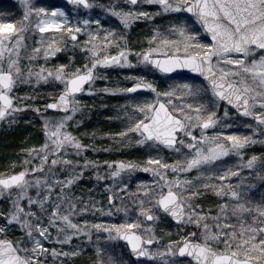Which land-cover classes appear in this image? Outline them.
<instances>
[{"label":"snow or ice","instance_id":"obj_1","mask_svg":"<svg viewBox=\"0 0 264 264\" xmlns=\"http://www.w3.org/2000/svg\"><path fill=\"white\" fill-rule=\"evenodd\" d=\"M128 2L133 6L128 10L118 11L115 8H109L112 15L118 17L125 27H129L135 19L151 18L149 12L136 7L143 2L160 5L165 13L185 11L191 13L204 31L211 36V41L204 43L199 39L201 36L199 30L194 28L189 31L187 23H181L174 25L173 28L182 39L164 38L160 43L165 47H148L136 53L138 60L142 59V62L152 65L163 74L173 73L178 69H188L191 73H198L204 77L208 84L203 87L191 83H183L179 87L187 89L189 96H197L210 88L212 96L216 99L210 100L209 105L203 102L195 105L192 102H185L183 106L176 104L169 108V105H173V100L162 101L160 98L175 96V88L170 87L166 91H159L154 83L143 76L129 77L133 81L131 86L102 89L104 92L113 93L116 91L137 93L138 90L145 89L155 94L152 101L141 100L137 96L125 97L134 109L131 117L135 119L130 117V123L125 130L117 135L125 137L128 133L134 132L142 138L137 143L153 141L177 153H180L182 148H186L187 151L183 161L177 160L173 164L155 158L148 160L149 165H158L159 168L144 167L143 171H151L154 176L159 177V190L148 189L144 191L143 196H138L137 210L146 220L157 221L161 217L152 209H162L178 224H194L202 228L203 240L193 242L185 239L182 244L172 241L165 250L152 252L148 247L156 240L152 227L148 226L146 229L149 233L147 238L131 231L142 227L138 219L120 224L92 223L91 228L109 233L110 240L127 241L131 253L137 258L148 257L155 261L159 256L163 264H181L179 261L170 262L165 258L176 255L174 244L180 256L187 254L197 264H264V205L256 206L255 211L258 216L251 218L253 223H245L244 213H251L253 209L242 202L245 199L243 193L235 190L231 183L226 186L221 185L216 194L230 196L234 201L230 211L231 215L240 222L239 231L236 230V225L229 222V204L225 202L220 205V215L212 217L214 221L212 228L219 231L210 232L207 214L203 212V207L197 203L196 198L201 195L200 187H212L216 190V186L205 180L193 183L190 179H182L179 176V173H190L195 169L199 176L207 175L209 180L214 177L221 181L227 180L229 176L238 175V171L226 167V161L219 165L215 162L221 161L223 157L230 154L242 157L245 146L256 142L249 135L237 133L216 131L212 135L207 134L206 130L215 129L220 124L219 101H226L227 105L236 107L243 116L253 117L257 126H264V91H258V89H264V0H211V2L210 0H128ZM68 3L82 6L84 9L93 7L89 0H68ZM21 4L25 9L23 21L0 20V120L6 117L14 120V113L29 107L25 103L22 108L14 101L34 100L35 97L16 96L14 89L18 84L32 83L33 77L37 85L42 80L49 82V78L52 82L63 85L61 94L53 102L44 105V111L57 110L63 115L41 116L45 142L38 149L34 147L28 150L32 158L24 160V165L27 167L11 175L0 176V197L6 193L7 198L11 200L10 210L6 213L0 212V216L5 217V225L0 226V234H5L0 236V264H48L49 254L57 259L75 257L78 253L75 249L63 251L55 247L48 248L44 241L61 245L70 244L73 237L81 234L91 240L88 221L85 220L84 225L81 226L74 222L72 217L90 210L105 212L103 206L98 207L91 198L89 203L80 207L83 197H69L65 193V188H70L80 180L87 168L99 169V165L94 161L86 159L81 164L80 161L67 158L70 151L75 150L76 155L79 156L89 147L68 130L70 122L81 111V101L77 94L85 92L92 94L95 91V81L103 78L98 72L99 68H108L113 65L133 67L134 65L129 59L132 50L127 46L121 47L116 55H101L106 46L115 43L114 30L101 33L74 25L69 18V13L55 4L51 7L37 6L32 0H21ZM5 6L9 9L15 7L8 4L7 0H0V9ZM3 14L0 12V15ZM33 21L41 33L52 29L57 32H67L73 42L78 41V34L85 33L87 39L84 41L82 51L88 58L87 62L71 69L70 64H59L54 70L41 66L39 72L30 69L25 77L20 65L19 48L23 39L20 34L29 29ZM93 22L100 23L98 19L95 21L85 19L83 24L87 26ZM17 24H19L18 27ZM158 36L159 33L151 40H157ZM109 37L112 39L110 40ZM43 40L44 37H41V42ZM97 40L101 43H93ZM54 43L55 41L49 44L47 46L49 50L43 52L45 61L61 51L60 48L53 47ZM73 47H76L75 43ZM258 50L261 54L257 58ZM33 51L40 53L41 49L34 48ZM234 53L238 55L233 56ZM32 58L29 57L30 60ZM222 65L235 67L226 68ZM228 77L233 79L229 80ZM237 77L239 79H236ZM86 85L88 87H85ZM31 107L35 112L41 113V108L35 105ZM177 112L180 115H176ZM228 115V110L225 108L224 116ZM232 126L231 123L223 124L226 128ZM244 126L252 127L247 121L244 122ZM195 128L200 129L198 135L194 131ZM256 159V156H253L244 164V167L252 169ZM104 164L108 166V175L112 178L121 177L126 170L132 171L139 167L124 161L106 160ZM210 164L221 170L210 171L205 167ZM59 165L72 167H65L63 170L65 175H58L61 172ZM169 170L175 178H168ZM108 175L101 176L99 171L96 172L97 180L108 179ZM260 178L264 180V176ZM127 187L125 183L121 191ZM33 189L34 194L30 192ZM115 199V193L108 196L110 206L107 210L108 215H111L112 208L116 207ZM64 205H67V209ZM122 210L127 215V208L116 207V211ZM210 212L211 210L209 214ZM221 216L224 218L223 223H221ZM14 226H18L23 233V239L19 242L6 238L7 231ZM53 228L56 229L55 240L51 232ZM189 235L196 236L197 233L193 231ZM218 244H222L223 249H218ZM97 254L102 256L104 249L98 247ZM61 264H67V262L62 260ZM101 264H104L103 260ZM108 264H130V262L122 258L113 259L112 255H109Z\"/></svg>","mask_w":264,"mask_h":264},{"label":"rangeland","instance_id":"obj_2","mask_svg":"<svg viewBox=\"0 0 264 264\" xmlns=\"http://www.w3.org/2000/svg\"><path fill=\"white\" fill-rule=\"evenodd\" d=\"M37 6L51 7L53 4L63 7L68 13L69 18L74 25H79L81 27H87L95 32H115V43L111 46H106L105 51L101 52V55L111 54L116 55L121 47L127 46L132 50V54L129 59L132 61L133 67H120L118 65H113L108 68H99L98 72L103 78L97 79L95 81L94 89L92 94L85 92L83 95L79 96L78 99L81 101V111L77 113L73 121L70 122L68 128L75 136H77L80 141L88 145L89 147L82 151L78 156L75 150L70 151L67 154V158L73 161H80L81 164L87 159L89 161H94L99 165V169L89 167L84 171L83 177L78 180L70 188H65V193L69 197L81 198L83 197L84 204L89 203L91 198L97 206H103L105 209L104 213L96 212L95 210H90L88 212H81L72 217L73 221L79 223L81 226L84 225V221H88V228L91 232V240L84 234L77 237H73L70 244H59L52 243L49 241H44L46 247H55L57 250L69 251L70 249L77 250V255L75 257H60L54 259L51 254L48 255V264H61V261H66L67 264H101V260L104 264H108L109 255H112L113 259L122 258L125 261H129V256L127 254L124 245L119 242L118 239H108L109 233L104 231H97L91 228L92 223H103L108 224H120L125 221H130L138 219L142 227L138 229H133L132 231L143 235L145 238L149 235L146 231L148 226L152 227L155 235V244L150 251L156 252L157 250L163 251L167 248L170 242L176 241L180 244L183 243L185 239L188 240V236L191 233L190 229H185L179 227V225H174L161 211L160 209L153 208L152 211L161 217L157 221H148L146 218L139 214L138 212V196H143L144 191L137 189L136 182L140 177H151L149 188L159 190V177L154 176L151 171H143L144 167L149 168H159L158 165H149L148 160L150 158L160 159L162 162H167L169 164L175 163L177 160L183 161L185 159L186 148H182L180 153L173 151L171 148H162L156 146L154 143H137L138 140L142 139L138 133H128L125 137H120L117 133L124 131L127 125L130 123L131 113L133 112V107L131 103L125 99L127 96H137L141 100L147 99L152 101L155 98V94L148 90L143 93H123L116 91L104 92L102 89H118L125 86H131L133 81L129 79L132 76H143L148 81L155 84L159 91H166L170 87L175 88L176 95L173 97H161L162 101L173 100V105H169L172 108L176 104L183 106L185 102H192L194 105L203 102L205 105H209L210 100H215L216 98L212 96L210 89L206 92H201L197 96H189L188 90L179 87L183 83H191L193 85L205 86L206 84L198 79L191 77H181V76H165L158 71L152 69L147 64L138 60L136 57L137 52L146 50L148 47H165L160 41L164 38L169 39H182L179 33L173 28L174 25H179L181 23H187L188 30L191 31L194 28L199 30L201 33L200 40L204 43H208L204 32L202 31L200 24L194 18L186 15L184 12H163L158 4H148L139 3L136 7L140 10L147 11L151 14V18L141 17L135 19L131 22L129 27H125L121 23L120 19L112 15L109 8H115L116 10H128L133 6L128 2V0H89L93 4L90 9H82L79 6H69L62 3L59 0H32ZM8 4L15 5L14 8L9 9L7 6L0 9L3 15H0V20L14 19L17 22L23 21V13L25 9L21 4V0H7ZM179 18V19H178ZM85 19L88 20H99L100 23H91L87 26L83 24ZM19 24H17V27ZM159 33L157 40L152 41L151 38ZM23 39L21 40L19 52H20V65L22 66L23 73L25 77L28 71L31 69L34 72H39L40 67H46L47 69L54 70L59 64H70V69L75 66H79L87 62V57L82 51L84 46V41L87 39L85 33L78 34V41L73 42L67 32H57L52 29L48 32L41 33L36 27L35 22L29 29H26L20 34ZM41 37H44L43 42H41ZM111 40L112 37H109ZM55 41L53 47L60 48L61 51L57 52L54 57H49L45 61L43 57V52L49 50L47 46ZM15 41H13L14 43ZM76 47H73V44ZM93 43L100 44L101 41H93ZM170 47V46H169ZM34 48H40V53L33 51ZM203 51V50H198ZM258 50L256 53L257 58L260 55ZM91 54L89 53V56ZM233 56L238 54H232ZM29 57H33L31 60ZM215 61V60H214ZM71 62V63H70ZM223 67H235L231 65H222ZM69 69V70H70ZM229 80L233 79L228 77ZM236 79H239L238 77ZM251 83V81H249ZM63 85L59 82H52L49 78V82H44L43 80L37 85L35 82V77L32 78V83H22L18 84L14 89V95L19 97L34 96V100L20 101L15 100L14 103L23 108L26 103L29 105L28 108L20 112L14 113L15 119L11 117H6L4 120H0V139H6L8 136H18L20 143L15 147V149L9 151L5 156L0 154V176L11 175L17 170H23L27 167L24 165V160L31 159L32 155L28 152L29 149L39 148L45 142V135L43 130V120L36 119L38 116L41 117L42 113H37L33 110L31 105H35L41 110H43L44 103L53 102L54 98H49V93L46 92L47 89H56L58 93L61 92ZM258 91H264V89H258ZM56 93V95L58 94ZM218 116L220 118V124L216 126L215 129H208L207 134L212 135L216 131H221L224 133H237L241 135H249L256 142L249 143L243 149L242 157H237L235 154H230L227 157H223L221 161L215 162V164H222L224 161L227 162L226 167L234 168L238 171V175L229 176L227 180L221 181L218 178L208 179V176H199L197 171L194 169L190 173H179L182 179H190L193 183H199L200 180H205L206 182L214 185L216 181H220L221 185H227L231 183L235 190L241 191L245 201L250 190L253 187H257L260 181H263L260 177L264 176V126H257L253 122L247 121L239 117L233 109L218 102ZM227 108L229 115L224 116V109ZM176 115H180L179 112ZM44 116V115H43ZM47 116H58L48 114ZM93 117V118H92ZM135 119V117H131ZM247 121L252 127H245L244 122ZM231 123L233 126L231 128L223 127V124ZM105 127V128H104ZM104 131V132H103ZM195 133L198 135L200 132L199 128L194 129ZM182 135V134H181ZM8 141H5L4 147L8 145ZM119 152H124L123 154ZM138 155V156H136ZM256 156V161L254 162V167L249 169L244 167V164ZM124 161L125 163H134L138 165L135 170L122 173L121 177L112 178L108 175V166L104 164V161ZM4 167V168H2ZM34 167V165H33ZM61 172L58 175H65L63 171L65 167H72L71 165H59ZM207 169L215 170L219 172L221 169L216 168L215 165H205ZM99 171L101 176L108 175V179L97 180L96 172ZM160 171H164L160 169ZM19 172V171H18ZM39 175V173H37ZM157 179V182L153 181V178ZM168 178H175V175L169 170ZM147 179V178H146ZM127 183L128 187L123 191L124 184ZM261 183V182H260ZM111 186V188H109ZM147 189V190H148ZM57 191H59L57 189ZM204 191L203 187L199 188V192ZM32 194L35 190H30ZM115 193V205L116 207L127 208V215L125 212L116 211V207L112 208V214L108 215L107 210L109 209L108 196ZM135 193V195H133ZM261 195H264V191ZM122 198V199H121ZM55 199V197H53ZM248 200V199H247ZM197 203L199 199L196 198ZM242 201V202H243ZM155 201L153 200V203ZM216 201L214 200L213 203ZM229 204V212L234 201L230 196H227V200L224 201ZM147 206V204H146ZM11 208V200L7 198V194L0 197V212L6 213ZM67 209V205H64ZM216 216L220 215V206L217 209ZM229 217H234L229 213ZM223 216H221V223H223ZM5 225V217L0 216V226ZM184 226H192L193 224H183ZM236 229H239L240 224H235ZM219 231V229H216ZM53 240L56 237V229L51 230ZM5 234H0L4 236ZM115 235V232H113ZM6 238L13 241H21L23 239V233L20 231L18 226L12 227L6 233ZM104 249V254L99 256L97 254V248ZM220 248L219 244L217 245ZM173 248L177 249L176 245ZM170 262L179 261L181 264H192L188 260H181L175 256L169 255L165 257ZM134 261V260H133ZM130 264H140L132 263ZM143 264H163V260L157 256L155 261L146 257Z\"/></svg>","mask_w":264,"mask_h":264},{"label":"trees","instance_id":"obj_3","mask_svg":"<svg viewBox=\"0 0 264 264\" xmlns=\"http://www.w3.org/2000/svg\"><path fill=\"white\" fill-rule=\"evenodd\" d=\"M50 95H49V98H56L57 95L59 94L58 91L54 88L52 89H47V91ZM56 93H58L56 95ZM47 104V103H44L43 104V108H44V105ZM41 113H42V116H47L49 113L47 111H44L41 110ZM39 114V113H38ZM93 118V117H92ZM36 119L40 120L41 117H37ZM105 128V127H104ZM104 132V131H103ZM5 141H8V145L6 147H4V143ZM20 143V139L18 138V136H8V138L6 139H0V154L3 156H5L9 151L15 149V147ZM120 154L124 153V152H119ZM138 156V155H136ZM1 167V166H0ZM4 168V167H2ZM1 169V168H0ZM18 171H21L20 169L17 170L16 172ZM147 178V179H146ZM151 177H140V179H138V181L136 182L137 184V189H141V191H145L149 188V183H150V180ZM154 182H157V179L154 177L152 178ZM261 182V183H260ZM257 185V187H253V190H250V194L248 196V200L246 199L245 201H243L247 207H250L253 209V211L251 213H244V216H245V223H253L252 221V217L253 216H258V213L255 211L256 209V206L257 205H264V195H261L262 192L264 191V180L263 181H260ZM214 185L216 186V190H214L212 187H209V188H204V191H201V195L198 197L199 199V204L202 205L203 207V212L205 214H207V219H208V223H209V231H216V229H213L212 228V225L214 223L212 217L213 216H216V212H217V209L218 207L222 204L223 202V199L224 201L227 200V196H223V195H217L216 194V191L219 190V187H220V181H216L214 183ZM216 201L215 203H213V201ZM233 205V204H232ZM230 208V207H229ZM209 210H211L210 214H209ZM231 213V212H229ZM229 222L232 223V224H240V222H238L237 218L234 216V217H229ZM256 223H258V221H255ZM203 223V221H202ZM179 227H182V228H185V229H190L191 232H196L197 235L196 236H191L189 235L188 236V240H192V241H198V242H202L203 240V237L201 235V233L203 232V229L196 226V225H192V226H184L183 224H180ZM237 231H239V229H236ZM220 248L218 249H223V245L222 244H219ZM130 259V258H129ZM144 260H141V261H133L130 259V262L132 263H140V262H143Z\"/></svg>","mask_w":264,"mask_h":264},{"label":"water","instance_id":"obj_4","mask_svg":"<svg viewBox=\"0 0 264 264\" xmlns=\"http://www.w3.org/2000/svg\"><path fill=\"white\" fill-rule=\"evenodd\" d=\"M59 1H61L62 3L66 4V5L74 6V5H72V4H69V3H68V0H59ZM210 2H211V0H210ZM79 7H81L82 9H84L82 6H79ZM184 13H185L186 15H188V16H190V17H192V18L195 19V17H194L191 13H188V12H186V11H185ZM195 20H196V19H195ZM198 23H199V22H198ZM200 27H201L202 31L204 32V34L206 35V38H207L208 42H210V41H211V36H210V34L206 33L201 25H200ZM213 59L215 60V58H213ZM147 65H148L149 67H151V68H153V69H155L156 71L159 72V70L156 69L155 67H153L152 65H150V64H147ZM159 73H161V72H159ZM161 74H163V73H161ZM163 75H165V76L195 77V78H197V79H199V80L204 81L206 84H208V81L205 80L204 77L200 76L198 73H191L188 69H178L176 72L169 73V74H163ZM85 87H88V86L86 85ZM144 90H145V89H140V90H138L137 93H142ZM60 94H61V92L57 95V97H58ZM82 94H83V93L77 94V96H80V95H82ZM219 102H221L222 104H224V105L230 107L231 109H233V110L235 111V113H236L237 115H239L241 118H243V119H245V120H247V121H252L253 123L256 124V121H255V119H254L253 117H245V116H243L240 112L237 111L236 107H234V106H232V105H227V102H226V101H219ZM47 112H48L49 114H52V115H63L62 112H58L57 110H52V109H48ZM146 142H152V143H154L155 145H157V146H159V147L168 148L167 146H165V145H163V144H161V143H159V142H153V141H146ZM160 211H161V212H162V213H163V214H164V215H165V216H166V217H167V218H168V219H169L174 225H177V226L179 225V224L177 223V221H176L173 217L170 216V214L164 213L162 209H160ZM131 231H132V230H131ZM118 240H119V242H121V243L125 246V248H126V250H127V252H128L129 257H130L132 260H143V259H145V257H139V258H137L134 254H132V253H131L130 246L127 244V241L122 240V239H118ZM190 241H191V240H190ZM193 242H198V241H193ZM153 245H154V244H153ZM153 245H150V246H148V247L151 248V247H153ZM176 257H177L178 259L189 260L192 264H197V262H196L192 257L188 256L187 254H185L184 256H180V255H179L178 248L176 249Z\"/></svg>","mask_w":264,"mask_h":264},{"label":"flooded vegetation","instance_id":"obj_5","mask_svg":"<svg viewBox=\"0 0 264 264\" xmlns=\"http://www.w3.org/2000/svg\"><path fill=\"white\" fill-rule=\"evenodd\" d=\"M191 78H194V77H191ZM196 79V78H195ZM203 82V81H202Z\"/></svg>","mask_w":264,"mask_h":264}]
</instances>
